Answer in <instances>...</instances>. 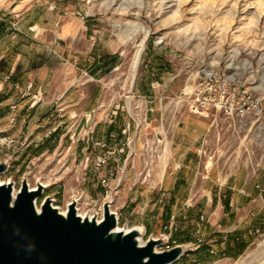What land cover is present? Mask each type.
I'll list each match as a JSON object with an SVG mask.
<instances>
[{
    "label": "rangeland",
    "instance_id": "obj_1",
    "mask_svg": "<svg viewBox=\"0 0 264 264\" xmlns=\"http://www.w3.org/2000/svg\"><path fill=\"white\" fill-rule=\"evenodd\" d=\"M37 1L31 15L0 12L1 183L17 191L23 179L44 181L39 207L48 196L63 210L76 197L80 213L100 219L108 201L121 229L142 226L136 238L159 239L157 251L180 246L172 264H254L261 252L240 261L264 240V0ZM69 17L85 37L63 42V53L56 32L21 28ZM129 23L149 31L132 85L141 36L121 45L115 31ZM77 45L90 57L68 52ZM15 63L27 74L14 85ZM70 64L76 80L56 99ZM44 65V88H27L30 71ZM205 70L227 74L256 107L235 118L190 113L188 97ZM87 82L98 84L97 106L84 120L74 87ZM162 166L186 182L175 196L160 187ZM237 233L248 246L235 258L221 255Z\"/></svg>",
    "mask_w": 264,
    "mask_h": 264
},
{
    "label": "water",
    "instance_id": "obj_2",
    "mask_svg": "<svg viewBox=\"0 0 264 264\" xmlns=\"http://www.w3.org/2000/svg\"><path fill=\"white\" fill-rule=\"evenodd\" d=\"M5 170L0 162V173ZM43 191L40 183L29 188L25 179L15 194L11 183H0V264H172L183 253L178 245L157 251L159 239L152 237L140 244L136 229L115 230L108 201L100 220L81 218L75 200L65 214L48 196L37 210Z\"/></svg>",
    "mask_w": 264,
    "mask_h": 264
},
{
    "label": "crops",
    "instance_id": "obj_3",
    "mask_svg": "<svg viewBox=\"0 0 264 264\" xmlns=\"http://www.w3.org/2000/svg\"><path fill=\"white\" fill-rule=\"evenodd\" d=\"M35 5H42L41 1L37 0H0V12L1 11H10L15 9H18V11H23L21 12L22 17L26 15H31L32 14V9H35ZM14 9V10H15ZM37 9H41V7H38ZM30 11V14H28ZM34 17H38L34 14ZM53 24H49V22L44 23L43 19H37V20H32L30 21H21V28L23 30H26L28 26L33 25V26H39L43 27L45 32L48 33H54L56 32L55 35V40L59 43L62 41L61 49L62 53L64 52V46L63 42L65 45L71 42H79L84 39L85 33L81 32L79 33L80 29V20L74 17H69L66 20L62 21V23H59V19H56V21H51ZM58 23V24H57ZM60 24V26H59ZM43 32L41 33V35ZM69 46V45H68ZM75 46V43H74ZM79 45H77L76 49L69 50V53L75 54V57H82L81 55L83 54H89L91 49L90 48H79ZM69 48V47H68ZM1 56V55H0ZM88 57H90L88 55ZM82 60H85V57H82ZM74 65H66L65 66V71L63 74L58 75L61 85L65 87H61L62 89L59 88V93L58 98H62L66 96L68 91L71 89L74 81L76 80L77 73L74 69ZM49 66L44 65L43 68L41 69H35L31 70L28 76V80L26 81V87L30 88L32 86H35V88H39V90H42L44 88L45 84V78L47 74L49 73ZM26 75L27 71L26 70H20L16 68V63L12 67L11 70H9V76L10 79L13 81V84L15 85L17 82H19L20 78L22 75ZM8 76V77H9ZM89 83V84H88ZM52 88V85L50 87ZM97 89H98V84L95 82H87V84L83 85H78L74 87V90L77 92V95H79L80 101H81V106L83 108V111L81 112L80 117L82 119H88V117L92 116V112L94 108L97 106ZM84 110V108H86ZM184 167H188L187 164L183 165ZM167 171V170H166ZM165 170L159 177V182H160V187H163L165 191L168 192L169 195L175 196L177 190H179V186L182 184H185V180L183 177L179 175L173 176L172 172H166ZM164 192V191H163ZM95 194V192H92ZM164 194V193H163ZM225 196H223L224 198ZM174 198V197H173ZM168 211V209H167ZM166 211V214L168 213ZM228 213H224L223 215H227Z\"/></svg>",
    "mask_w": 264,
    "mask_h": 264
},
{
    "label": "built area",
    "instance_id": "obj_4",
    "mask_svg": "<svg viewBox=\"0 0 264 264\" xmlns=\"http://www.w3.org/2000/svg\"><path fill=\"white\" fill-rule=\"evenodd\" d=\"M187 104L189 112L196 115L205 116L210 110H215L235 118L249 114L250 109L256 107L257 100L241 90L227 74L205 70ZM102 181L105 182L104 179Z\"/></svg>",
    "mask_w": 264,
    "mask_h": 264
},
{
    "label": "bare ground",
    "instance_id": "obj_5",
    "mask_svg": "<svg viewBox=\"0 0 264 264\" xmlns=\"http://www.w3.org/2000/svg\"><path fill=\"white\" fill-rule=\"evenodd\" d=\"M187 1L188 0H180L179 4H185ZM216 1L217 0H212V4H215ZM115 31H116V35L119 38L118 43L121 44V45H126L127 43H129L131 41H134L136 39V37L141 36L140 39H138L136 41V45H135L136 46V50L134 52V55H133V58H132V62H131V71H130V74H129L130 81L129 82H130V85H132L133 82H134V77H135V71H136V68H137V64H138L140 55H141V53L144 50L145 40L147 38V35H148L149 31L146 28H144L143 26L135 24V23H129V24H126V25H116ZM128 105L130 106V103H128ZM164 167L165 166H162L161 174L164 171ZM0 183H1V181H0ZM37 183H40L43 186L47 185V183L44 182V181H37ZM37 183L34 184V185H31V184L28 183V186H29V188H35ZM13 191H14V194H15L16 190H15L14 187H13ZM72 200H75V202H76L77 198L73 197ZM35 204H36L37 210H40V207L37 204V200L35 201ZM75 207H76L77 214L79 216H81V218H84V217L91 218L92 217V215L86 216V215L80 213L79 212V208H78V204H76ZM66 210H67V205H66V207L63 210H59V212H61L62 214H65ZM97 219L100 220L99 217ZM131 229H136L139 234L143 232V227L142 226H138V227H135V228L126 227L124 229H121L117 225L116 228H115V230H123L124 232H127V231H129ZM137 241L140 244L144 243L141 240L140 236L137 237ZM258 252H261V255L257 257V259H256L254 264H264V240L260 241L259 244H258L257 249H255V250L249 252L247 255H245L240 262L244 263L245 259H247L248 257L253 256L255 254L257 255Z\"/></svg>",
    "mask_w": 264,
    "mask_h": 264
},
{
    "label": "trees",
    "instance_id": "obj_6",
    "mask_svg": "<svg viewBox=\"0 0 264 264\" xmlns=\"http://www.w3.org/2000/svg\"><path fill=\"white\" fill-rule=\"evenodd\" d=\"M227 202V201H226ZM192 239L190 237L184 238L181 242H190ZM226 246L224 250L221 251V255L223 256H230V257H236L242 252L247 246L248 242L240 235L237 233L236 235L229 236L228 239L226 240ZM204 247V245L202 246ZM209 257H214L209 254Z\"/></svg>",
    "mask_w": 264,
    "mask_h": 264
}]
</instances>
